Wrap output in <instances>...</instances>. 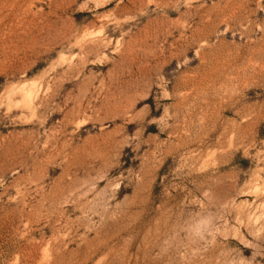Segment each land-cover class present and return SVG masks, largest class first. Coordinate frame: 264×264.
<instances>
[{"label": "rangeland", "instance_id": "1", "mask_svg": "<svg viewBox=\"0 0 264 264\" xmlns=\"http://www.w3.org/2000/svg\"><path fill=\"white\" fill-rule=\"evenodd\" d=\"M0 264H264V0H0Z\"/></svg>", "mask_w": 264, "mask_h": 264}]
</instances>
